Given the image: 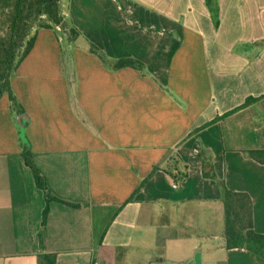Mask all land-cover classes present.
<instances>
[{"label": "crops", "instance_id": "crops-1", "mask_svg": "<svg viewBox=\"0 0 264 264\" xmlns=\"http://www.w3.org/2000/svg\"><path fill=\"white\" fill-rule=\"evenodd\" d=\"M59 4L80 34L38 29L11 78L23 110L0 97V264H258L225 246L221 182L264 234V0ZM22 142L56 197L44 227Z\"/></svg>", "mask_w": 264, "mask_h": 264}, {"label": "trees", "instance_id": "trees-1", "mask_svg": "<svg viewBox=\"0 0 264 264\" xmlns=\"http://www.w3.org/2000/svg\"><path fill=\"white\" fill-rule=\"evenodd\" d=\"M205 2L207 6L211 7L213 0H205ZM41 28H54L62 33L66 32L69 41H74L80 34L79 30L62 13L59 0H0V97L7 94L10 108L14 111H22L23 108L11 89V78L33 47L37 30ZM89 48L102 61L114 68L123 66L142 68V63L135 58L108 61L96 45L91 43ZM249 99H246L237 108L195 128L194 131L246 106ZM248 153L251 157L263 161L264 150H251ZM21 154L25 164L32 171L35 184L44 192L46 201L42 211V227H44L48 212L47 204L56 197L47 190L44 177L34 164L31 150L25 142H22ZM202 174L206 177L214 176L204 156L202 157ZM185 176V170L172 174V177L178 181H182ZM221 191V200L224 206L225 246L227 248H245L254 254L258 263L264 264V234L254 230L250 197L244 192L229 189L223 182H221ZM41 234L42 231L39 233L40 238ZM54 262V254L42 253L38 255V264H54Z\"/></svg>", "mask_w": 264, "mask_h": 264}, {"label": "rangeland", "instance_id": "rangeland-1", "mask_svg": "<svg viewBox=\"0 0 264 264\" xmlns=\"http://www.w3.org/2000/svg\"><path fill=\"white\" fill-rule=\"evenodd\" d=\"M70 20V19H69ZM71 21V20H70ZM73 26H75L76 27V25H74L73 24ZM77 28V27H76ZM57 31V30H56ZM32 32H33V30H32ZM58 32V34H60V33H62L61 31H57ZM64 34H66V39L67 40H64L63 42H62V44H63V48L65 47V45L67 44L66 42H71V41H69L68 40V37H67V33L66 32H63ZM92 43V42H91ZM80 43L78 42V44L76 43V45H79ZM258 264H263V263H258Z\"/></svg>", "mask_w": 264, "mask_h": 264}, {"label": "built area", "instance_id": "built-area-1", "mask_svg": "<svg viewBox=\"0 0 264 264\" xmlns=\"http://www.w3.org/2000/svg\"><path fill=\"white\" fill-rule=\"evenodd\" d=\"M180 182L181 181H178V180H176V179H174L172 177V179H171V186H172V188H176L177 186H179L180 185Z\"/></svg>", "mask_w": 264, "mask_h": 264}, {"label": "water", "instance_id": "water-1", "mask_svg": "<svg viewBox=\"0 0 264 264\" xmlns=\"http://www.w3.org/2000/svg\"><path fill=\"white\" fill-rule=\"evenodd\" d=\"M19 126H20L19 128H20V131H21V136L23 137V134H24V133H23V126H22V122H20V125H19Z\"/></svg>", "mask_w": 264, "mask_h": 264}]
</instances>
